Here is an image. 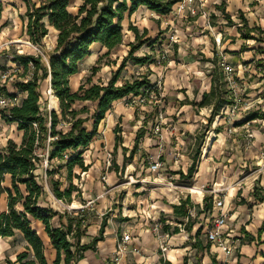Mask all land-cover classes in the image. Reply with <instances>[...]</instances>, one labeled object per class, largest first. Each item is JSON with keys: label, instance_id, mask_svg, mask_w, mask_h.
I'll return each mask as SVG.
<instances>
[{"label": "rangeland", "instance_id": "1", "mask_svg": "<svg viewBox=\"0 0 264 264\" xmlns=\"http://www.w3.org/2000/svg\"><path fill=\"white\" fill-rule=\"evenodd\" d=\"M40 1L29 0V3L39 5ZM81 2L69 0L68 10L76 13ZM180 2L182 10L175 6V11L171 10L167 15L142 7L130 16L125 14L122 21L123 44L107 56H102L106 49L100 44L93 43L89 47L90 54L78 63V72L69 77L71 91H76L88 77L94 83L106 84L128 54L129 43H136L129 25L136 26L140 34L146 29L145 37L150 41L141 45L133 56L149 57V61L136 64L131 59L127 60L116 85L146 77L151 88L145 94L149 95L143 96L144 104L121 99L105 114L90 142L92 145L81 152L87 170L83 172L78 165L72 169L70 183L78 191L74 189L70 202L53 195L50 176L45 170H57L58 167L53 179L63 182L62 189L68 187L64 163L74 152L67 150L63 159L48 161L47 139L44 157L36 171L46 192L38 205L63 215V223L67 219L64 214L83 217L86 224L91 223L88 234L97 235L101 221L105 219V233H110L114 227L119 228L120 224L122 231L119 229L117 233L121 235L128 227L131 232L140 231L142 212L139 206L154 203L159 205L156 208L159 210L188 199L192 207L189 208L190 220L184 219L186 226L175 224L174 221L179 220L173 218L171 210L157 215L161 221L170 223L171 227L177 225L180 229L172 242L183 243L181 247L177 245L178 249L186 247L179 251L182 257L178 264H262L263 260L258 256L263 253L264 242L260 240L255 244V255L244 247L246 256L240 254L243 240L239 241L237 237L243 227L241 224L256 211L255 204H251L255 202L253 190L261 194L262 189L264 191V0ZM2 3L0 73L6 74V89L16 92L15 83L21 79L23 68L14 61V56L39 55L47 62V54L55 46L57 32L49 27L41 44H32L25 35L24 1L2 0ZM225 14L230 16L231 22L224 18ZM247 35L249 38L244 39ZM99 57L98 70L91 75V68ZM214 57H217L218 65L224 62L231 67L232 88L224 84L228 94H223L231 96L234 91L236 101L232 107L223 106L219 115L212 116L210 107H194L189 102L199 101L202 92L209 90V75L213 70L209 60ZM49 90V78H46L39 86L41 110H50ZM73 107L92 108L90 102H77ZM54 110L59 112V107ZM250 117L255 119L249 120ZM59 119L57 128L67 130L70 117ZM87 125L90 129V123ZM153 126L159 127L158 134H153ZM140 129L142 136L136 141ZM22 134L15 122L0 121V149L8 141L19 144ZM116 137L118 142L115 146ZM154 159L158 160L160 168L158 172L151 173L149 161ZM106 160H109L108 166ZM191 165L193 171L186 176ZM3 186H9L8 177ZM204 196H211L212 201L216 198L224 200L228 205L225 230L236 246L232 255L225 256L211 246L206 251L192 247L193 237L199 228L202 230L197 239L203 244L207 242L204 231L211 213L199 212L203 206V198L200 197ZM6 199L3 193L0 211L6 210ZM140 201L143 205L138 204ZM191 221L192 229L188 232ZM51 223L59 225L57 216ZM30 226L43 241L45 257L51 264L54 259L50 254L52 247L41 223L30 219ZM247 240L245 238L244 241ZM22 252H28L27 244L18 233L0 238V264H9V261L19 264L15 258ZM155 254L159 256L160 264L167 261L160 249H156ZM107 260L112 264L120 262H115L114 255ZM126 264H133V261L129 263L126 260Z\"/></svg>", "mask_w": 264, "mask_h": 264}, {"label": "trees", "instance_id": "2", "mask_svg": "<svg viewBox=\"0 0 264 264\" xmlns=\"http://www.w3.org/2000/svg\"><path fill=\"white\" fill-rule=\"evenodd\" d=\"M23 1L26 5L27 18L25 35L29 42L41 44L42 39L48 34L49 27H52L57 34L55 46L47 54V62H44L39 55L16 54L14 56V61L23 68L21 79L15 83V87L18 91L24 92L25 96L17 106L10 108L3 118L6 121L15 122L17 129L23 134L19 144L8 141L7 145L0 149V196L3 193L7 196L6 210L0 211V238L12 237L18 233L26 242L28 252L16 255L17 263L49 264L45 257L43 241L30 226V219L38 221L55 252L51 264H74L83 258L84 252L94 251L97 242L103 240L106 220L102 219L97 236L88 243L81 244L80 239L88 226L83 217L78 218L76 215L68 217V214H64L67 219L66 223H63V215L38 205L46 193L36 174L44 157L43 148L48 139V161L63 159L64 152L67 150L74 152V155L64 163L66 178L69 181L68 187L62 189L63 182L53 179V174L58 171V167L57 170H45L46 175L50 176L49 185L53 195L59 200L70 202L71 194L75 189L70 183L72 169L78 165L83 172L87 170V165L83 164L81 152L96 136L98 124L111 109L112 103L130 95L145 94L151 88L146 77L125 80L116 85L127 60L131 59L136 64H145L149 61V57L133 56L141 45L150 41L149 37H145L147 30L144 29L140 34L136 26L129 25L136 43H129L128 54L122 59L106 84L94 83L88 77L76 91H71L69 77L78 72V63L90 54L89 47L93 43H98L106 49L102 56L109 55L123 44L122 21L125 14L130 16L140 6H144L149 11L167 15L179 0H82L74 14L68 10L69 0H41L39 5L29 3V0ZM2 8L3 3L0 0V14ZM224 18L231 22L229 15L225 14ZM248 38V35L244 37V39ZM100 59L101 57L91 68V75L98 70ZM209 62L213 65L209 75L210 89L201 94L199 101H190L189 104L199 108L210 107L212 116H215L223 106L232 103V95L223 94L228 92L223 88L226 81L217 63V57ZM46 78H49L51 93L57 97L59 112L40 109L39 86ZM77 102H90L92 108H74ZM82 114L85 115L82 116ZM60 117L62 119L70 117L67 130L57 128ZM251 119L255 117H250L249 120ZM88 123L91 125L90 129ZM142 132L141 129L138 131L136 141L142 136ZM115 140L116 146L118 138L116 137ZM187 170L186 176H190L193 166L191 165ZM7 177L9 186H3ZM75 190L78 191V189ZM253 198L258 202H264V195L256 189L253 190ZM202 202L203 206L199 212H211L212 197L204 196ZM190 207L192 205L188 199L181 200L178 205L172 206V216L175 220H179L174 221L175 224L186 226L184 219L190 220ZM54 216L58 218V226L51 223ZM161 223L162 232L176 234L180 231L177 225L171 227V224L166 221ZM192 224L191 221L187 227L188 232L191 231ZM201 230L199 228L196 231L192 247L205 251L209 249L210 243L203 244L197 239ZM242 232L249 241H259L260 235L264 232V220L257 230L256 239L246 231ZM9 264L12 263L9 261Z\"/></svg>", "mask_w": 264, "mask_h": 264}, {"label": "crops", "instance_id": "3", "mask_svg": "<svg viewBox=\"0 0 264 264\" xmlns=\"http://www.w3.org/2000/svg\"><path fill=\"white\" fill-rule=\"evenodd\" d=\"M141 7L146 9V7H144V6H140L139 8H141ZM49 29H52L54 32H56L52 27H50ZM74 75H72V76H74ZM209 89H210V81H209ZM208 91H204V92H208ZM200 97H201V95H200ZM119 101H121V100L114 101L111 105L112 108H114V106ZM109 112H110V110H109ZM89 145H92V144L90 143ZM107 148L108 147L105 148L106 151H107ZM91 149H92V147H91ZM88 152H90V150H88ZM109 164H110L109 160H106V166H108ZM202 198L203 197H200V199H202ZM212 202H214V200ZM138 204L143 205V201H140ZM178 204H172L170 206H164L165 209H159V210H156V208L159 205L158 204L154 205V203L153 204H146L145 203L144 206H142V207L139 206V208L142 212V216H141L142 227H141L140 231H137V233H134L135 232L134 230L131 232L132 229H128L130 227L127 228V231H130V233H131V239L128 242L127 248L129 250H131L132 248H136L137 252L127 253L126 255H124L121 258V260H119L120 261L119 264H126V260H128L129 263L133 261V264H160L159 256L155 253H156V249H160V246L163 245L162 242H165L167 244V246L169 247L168 249H166L165 252H163V257L167 260L166 262H164V264H178L180 262V260H181L180 258L182 257L180 254H182V253H179V251H182V249H186V247L178 249V248H176L177 245L182 246L183 243H180V244L179 243H172L175 241V239H174L175 235L176 234L178 235V233L170 234L167 232H162V230H161L162 234L167 235V237L166 238L164 237L162 239H156V237H154V235L151 232L152 222L155 219L161 221V219H159L157 217V215L160 214V212H170V210L173 214L172 206L178 205ZM251 204H255V206L254 205L253 206H254V209L256 208V211L251 213V217L249 215V217H247L245 219L244 224H241V225H243V227L240 228V231H239L240 235H238V237H237L238 238L237 240L240 241L241 238H242L241 241L243 240L242 245H241L240 254L246 255V256H247V252L244 251L245 250L244 247H247L246 250H248V252H251L250 254L253 253V255H255L254 254L255 244H258L260 240L264 241V232H262V234L260 235L259 241H256V240L248 241L247 238H246L247 241H244L245 237H244V234L242 231L243 230L246 231L247 233L251 234L254 237V239H256L257 230L260 227L262 221L264 220V202H258L257 200H255V202H253ZM256 204H258V205H256ZM227 207H228V205L225 202V209L226 210H228ZM212 210H213V208H212ZM212 210H211V212H209L211 214L208 216V219H207L208 224H209V218L211 217V215L215 214V213L212 214ZM118 226H119V228L114 227L113 229H111L110 233H108V232L105 233V231H104L103 240L97 242V244L95 246V250L94 251L88 250V251L84 252L83 258H81L80 260H78L74 264H108L109 261L107 259L113 257V255L116 251V246L119 243L120 237L122 235V234L120 235L117 233V231L120 228H122V227H120L121 226L120 224H118ZM90 227H91V223L88 224L84 236H82L80 239L81 244L88 243L93 237L98 235V233H97V235H95V233L88 234L87 231L89 230ZM106 227H107V225H106ZM120 231H122V230L120 229L119 232ZM124 231H126V230H124ZM133 234H135L136 236H133ZM204 234H205V231H204ZM46 238H47V236H46ZM83 240H87V241H83ZM48 242H49V240H48ZM262 245L264 247V243ZM212 249H214V248H212ZM259 250H261V249H259ZM261 251L264 253V249H262ZM53 252H54V250L52 248V251L50 253L52 256V259L55 255V252L54 253ZM263 253L259 254L258 257H259V260H263V263H264ZM215 259H216V257H215ZM109 263L112 264L111 262H109Z\"/></svg>", "mask_w": 264, "mask_h": 264}, {"label": "built area", "instance_id": "4", "mask_svg": "<svg viewBox=\"0 0 264 264\" xmlns=\"http://www.w3.org/2000/svg\"><path fill=\"white\" fill-rule=\"evenodd\" d=\"M175 6L179 10L183 8L181 5L180 0L173 6L172 11H175ZM178 10V11H179ZM222 73L224 75V80L226 81L227 86H232V81L230 77V72H231V67L224 63L221 62L219 63ZM6 74L0 73V121H4L3 118V112H7L10 108L17 106L21 99L25 96L24 92L16 91V92H10L6 89ZM4 88V89H3ZM232 88V87H231ZM154 92V91H150ZM149 94H139L137 96H132L129 97L127 96L124 98V100H129L131 99V102H136L138 104H144V97ZM236 101V96L234 95V91L232 93V103L228 107H232L235 104ZM222 111V110H221ZM220 111V112H221ZM218 113L217 115H219ZM153 134H158L159 132V127L153 126L151 127ZM160 164L158 163V160H152L149 161V167L148 170L151 173H156L159 171ZM103 180L105 178L103 177ZM262 189V188H261ZM262 195H264V191L262 189ZM215 213V214H213ZM211 217L209 218V224L208 227L205 230V238L206 241L210 243L211 248L217 249L218 251L222 252L225 256L227 255H232L233 250L236 248L234 241L230 240V235L226 233V215H227V210L225 209V201L221 199H214L213 202V210H212ZM162 228V223L159 220H154L152 222V227H151V232L156 237V239H162L166 238L167 235L162 234L161 232ZM131 239V233L130 231H124L120 237V241L116 246V251L114 253V260L117 263L118 260H120L124 255H126L129 252H137L136 248H132L129 250L127 248L128 242ZM163 245L160 246V250L162 252H165L167 249V244L165 242H162Z\"/></svg>", "mask_w": 264, "mask_h": 264}, {"label": "bare ground", "instance_id": "5", "mask_svg": "<svg viewBox=\"0 0 264 264\" xmlns=\"http://www.w3.org/2000/svg\"><path fill=\"white\" fill-rule=\"evenodd\" d=\"M50 93V100H49V104H50V107L53 108V109H56L58 107V100H57V97L54 96V94L51 93V89L49 90ZM71 207H75V205H71Z\"/></svg>", "mask_w": 264, "mask_h": 264}, {"label": "water", "instance_id": "6", "mask_svg": "<svg viewBox=\"0 0 264 264\" xmlns=\"http://www.w3.org/2000/svg\"><path fill=\"white\" fill-rule=\"evenodd\" d=\"M50 110H54V109L50 107Z\"/></svg>", "mask_w": 264, "mask_h": 264}]
</instances>
